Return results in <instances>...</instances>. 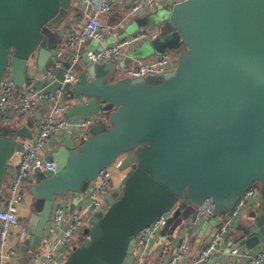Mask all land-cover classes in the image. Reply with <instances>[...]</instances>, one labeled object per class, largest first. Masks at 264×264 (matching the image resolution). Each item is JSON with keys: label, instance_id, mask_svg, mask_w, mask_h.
<instances>
[{"label": "water", "instance_id": "water-1", "mask_svg": "<svg viewBox=\"0 0 264 264\" xmlns=\"http://www.w3.org/2000/svg\"><path fill=\"white\" fill-rule=\"evenodd\" d=\"M73 9L75 0H0V86L8 72L17 87L34 76L37 89L55 90L69 67L60 27ZM166 14L150 25L158 31L151 48L160 40L184 50L172 72L130 80L86 57L77 65L76 82L63 93L65 116L97 122L87 137L61 135L44 158L53 171L34 170L28 251L40 248L55 199L84 194L120 156L118 171H128L116 195L106 197V212L89 219L88 238L62 264H133L135 237L161 215L170 214L175 226L181 207L190 219L209 202L214 215L225 216L255 185L260 198L234 245L205 264H247L251 252L264 251V0H181ZM52 62L60 64L56 82L45 88ZM30 128L0 123V191L13 175L6 162L32 139ZM172 225L161 233L172 236ZM233 249L240 250L236 258Z\"/></svg>", "mask_w": 264, "mask_h": 264}, {"label": "built area", "instance_id": "built-area-1", "mask_svg": "<svg viewBox=\"0 0 264 264\" xmlns=\"http://www.w3.org/2000/svg\"><path fill=\"white\" fill-rule=\"evenodd\" d=\"M125 0H75L76 5L86 17L78 28L71 27L65 31L61 44V55L67 60L69 67L55 90L43 93L36 88L34 76L26 84L17 87L7 72L0 86V118L2 125L18 123V118H27L33 110L46 106L45 117L37 124L32 139L22 141V152H15V160L9 159L6 166L13 171L7 182H3L0 191V264H10L19 257L18 247L26 244L29 235L25 219L19 215V207L23 205L27 185L32 180L34 170L53 171L54 164L45 162L46 155L53 152L61 144V135L71 133L73 138L87 137L89 130L97 119L88 117L67 118L69 108L63 99V93L76 82V67L83 57L97 65L109 64L118 78L131 80L146 77H159L172 72L177 65L178 57L165 51L155 59L133 60L123 64L131 47L149 39L148 29L140 30L132 36L100 50H88L89 41H100L112 30L116 31L130 17H145L154 10L157 1L163 3L181 0H133L119 24L113 28L104 26L100 17H108L116 6H123ZM123 64L121 67L119 65ZM60 64L52 62L44 70L45 88L56 82L54 72ZM44 88V89H45ZM123 156L102 170L96 179L90 181L84 192L82 201L70 211V202L65 198H56L50 219L44 229V238L39 249L31 251V259L27 264H61L69 256L74 247H78L88 235L83 231L89 228V219L97 214L103 215L107 210L105 201L108 195H116V190L124 179L126 172H119L118 167ZM5 177V178H6ZM4 178V179H5ZM257 185L249 189L239 198L233 210L225 215L222 222L207 236L198 250L192 253L191 240L203 222L214 216L209 202L203 203L195 214L188 219L175 233L174 242L164 264H205L210 259L222 254L233 238L232 233L238 221L243 219L244 212L250 203L259 200ZM167 224V214L161 215L150 226L136 236V249L133 264H150L153 253L152 244ZM81 232V239L79 233ZM176 237V238H175ZM239 249L230 252L232 258L239 255ZM247 264H264V251L255 250L246 257Z\"/></svg>", "mask_w": 264, "mask_h": 264}, {"label": "rangeland", "instance_id": "rangeland-1", "mask_svg": "<svg viewBox=\"0 0 264 264\" xmlns=\"http://www.w3.org/2000/svg\"><path fill=\"white\" fill-rule=\"evenodd\" d=\"M173 4H174L173 1L165 2V3L161 2V1H157L154 4L155 11H151L145 17H130V18H128L127 22H126L128 27H127L126 31H124L122 34L123 35H127V34L135 32L137 30H139V31L140 30H145V29H147L146 27H148V28L150 27L151 28V26H150L151 24L155 23L156 21L162 20L163 18H165L167 16L166 12L168 11V9H170L173 6ZM125 14H126V11L124 12V16H125ZM154 40H155V37H154L153 41ZM60 41H61L60 42V44H61L62 40H60ZM151 44H152L151 41L145 40L143 46H141V47H144V49L146 48L143 52L137 51L136 49H134V51L132 52L133 59L147 61V60H149V57H152V56L156 55L157 53H162V50H164V49H165V51H168L170 53L175 54L178 57V60L184 54V50H182V51L173 50L172 48L167 46L166 43H164V42H162L160 40L155 43L153 48H151ZM131 51H132V49H131ZM165 51H163V52H165ZM177 63H178V61H177ZM121 79H130V78H121ZM151 80L159 81L160 79L151 78ZM26 119L27 118L23 119V121L21 123L18 122V123H15V124H11L10 126L14 127V128H18V127L24 126L26 124L29 127L32 126L33 125L32 120H29L28 122H26ZM32 178L34 180H36L37 178H39V175L32 174ZM256 187L258 188L259 195H261L260 187L259 186H256ZM83 195H84L83 192H81L80 194L75 195L73 200H72L73 203L75 205H78L82 201ZM63 200H69V199L66 198V199H63ZM256 203H257L256 200H254V201H252L250 203L249 208L243 214V219L244 220L247 218V216H250V215L253 214ZM176 208H178V207H176ZM29 209L31 211H33L35 209L34 208V204L30 203ZM181 209H182V217L179 220V222L177 223V225H175V226L172 225V223H171L170 214H167V223H168V225L169 226L172 225L173 227H175L173 235L171 236L169 233H167L166 235H163L162 233H160L159 235L156 236V238L153 241V244H152L153 245V251L155 253H157V254L159 253L158 254V260L156 261L155 264H160L162 262L163 258L168 253L170 246L174 242L173 238L175 236L176 231L183 225V222L186 220L187 216L190 214L191 210L189 208L181 207ZM96 216L100 217L102 215L97 214ZM224 217L225 216H216V215H214L213 217L209 218V220H210L209 222L205 223L207 220H205L203 222L202 229L200 230V232L198 234V237L196 238L195 249L198 248L200 240L204 236H206V234L208 233V229L211 226H213L217 222L218 219H223ZM240 222L241 221H238L236 223L235 227L233 228V230H232L233 234H235V232L239 230V228H240V226L242 224ZM79 237L81 239H83L81 237V232L79 233ZM234 243H235V240H234V236H233V238L230 240L229 244L225 247L224 250L228 251L234 245ZM77 245H80V244H77ZM154 252H152V253H154ZM18 253H19V258H17V261L19 262V264H27L28 261L31 259V251L27 250L26 244H22V245H20L18 247ZM192 253H194L193 249H192Z\"/></svg>", "mask_w": 264, "mask_h": 264}, {"label": "crops", "instance_id": "crops-1", "mask_svg": "<svg viewBox=\"0 0 264 264\" xmlns=\"http://www.w3.org/2000/svg\"><path fill=\"white\" fill-rule=\"evenodd\" d=\"M127 1H130V0H127ZM130 4H131V2H127L126 3V0H125L123 6H116L114 8V12L111 15H109L108 17H100L101 23L104 26H107L109 28H113L114 26H116L117 24H119L121 22V20L124 17V12L128 9ZM76 8H77V10L73 9L71 11V13L69 14V16L67 17V19L62 23V26L60 27V29L63 30L62 41L64 39V34H65L66 30H68L71 27L78 28L81 25H83V23L86 20V17L82 14L81 9L78 7V5H76ZM153 11H155V8H154ZM127 27H128L127 23H124L121 26V28H119L116 31L112 30L107 35H105L100 41H89L86 44V48L88 50H100L102 48H105V47H108L110 45H113V44H115L117 42H120V41L126 39L129 36H132L134 33L139 31V30H137V31H135L133 33H130V34H127V35H123L122 33L124 31H126ZM146 28L151 33V37L149 39H146V40L147 41H152L154 39V37L157 35L158 31H157V29L155 27H151V28L150 27L149 28L146 27ZM144 41H141L139 44L131 47V49H134L135 47H138L141 44H144ZM131 49H130V51H131ZM158 55H159V53H157L156 55H154L152 57H149V60L155 59ZM133 60H138V59H133ZM79 65H80L79 67L82 68L83 64H79ZM46 112H47V107L46 106H41V107L33 110L32 113L27 117L26 122H28L29 120H32V122H33V125L30 128V132L32 133V136H33L34 132L36 131L37 124L39 123V121H41L45 117ZM8 180H9V177H6L4 179V182H7ZM35 181L36 180H34L33 178H32V180H30V183L27 185V189H26L27 191L25 193L24 203H23V205H21V207H19V215H20L21 218L25 219L26 223H27V219L29 218L30 214L33 212V211H31L29 209L30 203H32V204L34 203V200H33V198L30 195V188L34 185ZM67 198L69 199L67 201L71 202L72 199L70 197H67ZM187 220H188V218L183 222V224ZM222 220L223 219H218L217 222L208 229V233L206 234V236H204L200 240L198 248L195 249L196 238L198 237V234H199L200 230L202 229L203 224L201 225V227L198 229L196 235L191 240V246H192V249H193L194 252L200 248V246L203 244V242L207 238V236L222 222ZM209 221L210 220L207 219V221L205 223H207ZM243 221H245V220L242 219L240 223H242ZM151 249H152V252H154L153 251V245H152ZM169 252H170V248H169L168 253L163 258V260H162V262L160 264H164L166 258L169 255ZM158 254L155 253V252L153 253V258H152L150 264H155L156 263V261L158 260ZM17 258H19V257H17ZM17 258L12 260L10 262V264H19V262L17 261Z\"/></svg>", "mask_w": 264, "mask_h": 264}, {"label": "trees", "instance_id": "trees-1", "mask_svg": "<svg viewBox=\"0 0 264 264\" xmlns=\"http://www.w3.org/2000/svg\"><path fill=\"white\" fill-rule=\"evenodd\" d=\"M23 121V118L22 117H19L18 118V122L21 123ZM0 123H2V119L0 118Z\"/></svg>", "mask_w": 264, "mask_h": 264}]
</instances>
